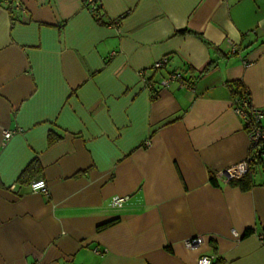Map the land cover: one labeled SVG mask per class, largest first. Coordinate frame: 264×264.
Returning <instances> with one entry per match:
<instances>
[{
	"label": "crops",
	"instance_id": "0c3cea01",
	"mask_svg": "<svg viewBox=\"0 0 264 264\" xmlns=\"http://www.w3.org/2000/svg\"><path fill=\"white\" fill-rule=\"evenodd\" d=\"M97 5L0 0V264H264V160L247 190L214 177L250 152L227 83L264 110V0Z\"/></svg>",
	"mask_w": 264,
	"mask_h": 264
},
{
	"label": "built area",
	"instance_id": "2783aa9c",
	"mask_svg": "<svg viewBox=\"0 0 264 264\" xmlns=\"http://www.w3.org/2000/svg\"><path fill=\"white\" fill-rule=\"evenodd\" d=\"M98 2L99 0H86V5L91 12H95ZM230 51L231 52L236 51L234 46L231 45ZM166 62L167 59L165 56H163L152 64L151 69L152 70L159 69L163 67L164 64H166ZM143 73L144 72H141L142 79L149 84V81L147 80L146 77L143 76ZM173 81L178 82L183 87L188 85V83L184 79H182L179 73L172 72L160 80V86L166 87ZM150 95L152 97H157L158 87L151 88ZM232 108L243 122L244 130L250 140V149L252 148V146H254L259 142L264 143V122H262L264 121V110L253 106L252 103L248 104L246 98L245 99L232 98ZM3 135L5 138H7L11 135V131L6 129L3 131ZM261 157L264 158V151H262ZM252 161H253L252 157L248 153V156H246L244 160L232 166H229L223 170H218L215 173V178L221 179L224 184H229L230 180L234 178L242 177L248 171ZM29 187L31 191L40 193L42 195H48L49 193L46 182L43 179H38L31 182ZM127 198H128L127 195H115L110 200V206L112 208H120L126 202ZM230 232L234 238L239 239L242 236L234 228H232ZM204 237H205L204 235L190 236L184 239V246L188 249L195 248L203 242ZM258 238L261 244H264V232L259 233ZM215 258H216L215 255H200L196 260V264H214Z\"/></svg>",
	"mask_w": 264,
	"mask_h": 264
},
{
	"label": "trees",
	"instance_id": "16d2710c",
	"mask_svg": "<svg viewBox=\"0 0 264 264\" xmlns=\"http://www.w3.org/2000/svg\"><path fill=\"white\" fill-rule=\"evenodd\" d=\"M97 7H98V5H97ZM97 7L95 9V12H97V10H98ZM95 16H96V20L101 22L100 17L97 14H95ZM184 33H192V31H190L186 28H182V29L176 30V32H175V34H184ZM236 52H237V50L235 52H231V53L236 54ZM165 65L166 64H164V66ZM212 66H213V61L210 60L200 73H203V72L209 70ZM227 87L229 89V92H230L232 98H235V99H243V98L245 99L246 98V100L248 101V104L249 103L251 104L249 92L245 88V86L243 85L241 80L230 81L227 83ZM154 98H156V97H152V99H154ZM57 139H58L57 136L50 134L48 137V143H53ZM262 151H264V143L259 142V143L255 144L254 146H252V148L250 149L249 155H251L253 161L251 162L248 171L242 177L234 178V179L230 180L229 181L230 185L238 186L242 190H247L251 187V185H252V180L250 177L251 176V170L255 164L264 160V158L261 157ZM37 166H38V163L36 161H32L26 167V169L23 171L22 175L23 174L25 175L28 171H30L31 169H33ZM214 177L212 176L210 178L213 183H215V180H216Z\"/></svg>",
	"mask_w": 264,
	"mask_h": 264
}]
</instances>
